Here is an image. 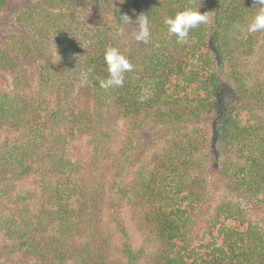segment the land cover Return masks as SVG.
I'll list each match as a JSON object with an SVG mask.
<instances>
[{
  "label": "trees",
  "instance_id": "16d2710c",
  "mask_svg": "<svg viewBox=\"0 0 264 264\" xmlns=\"http://www.w3.org/2000/svg\"><path fill=\"white\" fill-rule=\"evenodd\" d=\"M253 4L0 0V264H264ZM199 5L210 23L176 43L164 19ZM110 46L134 70L106 91Z\"/></svg>",
  "mask_w": 264,
  "mask_h": 264
},
{
  "label": "clouds",
  "instance_id": "9594fccd",
  "mask_svg": "<svg viewBox=\"0 0 264 264\" xmlns=\"http://www.w3.org/2000/svg\"><path fill=\"white\" fill-rule=\"evenodd\" d=\"M121 3H123V0H121ZM253 5L258 7L248 20L246 26L247 34L264 32V0H254ZM199 8L200 5L199 7L185 8L176 12L173 16H168L164 19L163 23L166 25L168 35L174 36L176 43L186 44L191 30L210 23V17L206 13H202ZM119 24L131 25V18L128 15H123ZM135 26L134 40L141 44H149L152 40L149 17L144 14L139 15L135 21ZM241 31H245V29ZM117 35L124 36L123 27L117 28ZM103 58L108 76L106 79L97 78L99 87L106 91L113 87H122L125 81V74L134 70L133 63L115 46L107 47Z\"/></svg>",
  "mask_w": 264,
  "mask_h": 264
},
{
  "label": "rangeland",
  "instance_id": "374dc122",
  "mask_svg": "<svg viewBox=\"0 0 264 264\" xmlns=\"http://www.w3.org/2000/svg\"><path fill=\"white\" fill-rule=\"evenodd\" d=\"M219 195H224L225 197H229L230 194L227 193L226 189L221 187L218 190ZM248 214L252 218V220L257 221L259 223L264 222V212L262 213H255L251 207L248 208Z\"/></svg>",
  "mask_w": 264,
  "mask_h": 264
}]
</instances>
